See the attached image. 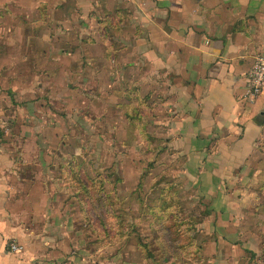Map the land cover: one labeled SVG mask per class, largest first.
I'll return each instance as SVG.
<instances>
[{
  "label": "crops",
  "instance_id": "0c3cea01",
  "mask_svg": "<svg viewBox=\"0 0 264 264\" xmlns=\"http://www.w3.org/2000/svg\"><path fill=\"white\" fill-rule=\"evenodd\" d=\"M0 27L4 57L35 55L37 42L49 58V42L65 44L62 79H77L56 96L61 107L78 108L62 118L86 126L83 136L98 137L95 126L112 120L111 110L124 120L135 106L151 114L141 121H155L183 158L199 201L189 264H264V93L252 99L245 85L264 54V0H0ZM66 131L56 122L44 133ZM20 155L23 164L0 162V185L12 179L21 187L0 196V264H140L88 255L66 203L77 201L73 183L56 177L64 162L25 165L28 151Z\"/></svg>",
  "mask_w": 264,
  "mask_h": 264
},
{
  "label": "rangeland",
  "instance_id": "374dc122",
  "mask_svg": "<svg viewBox=\"0 0 264 264\" xmlns=\"http://www.w3.org/2000/svg\"><path fill=\"white\" fill-rule=\"evenodd\" d=\"M29 31L27 26L24 47ZM1 47L0 162L23 164V150L29 155L25 165L46 163L49 158L64 162L55 173L73 183L69 193L77 201L67 199L66 203L76 213V236L85 252L97 255L99 261L119 256L140 264H177L173 262L177 259L189 264L188 258L197 257L189 248L188 237L198 238L194 229L202 220L199 201L184 173L183 158L169 149L155 121H141L151 114L135 106L136 116L125 114L124 120L111 110L112 120L93 123L98 137L83 136L86 126L63 119L66 113L73 117L78 108L61 107L64 104L56 96L68 78L71 85L77 79L72 74L62 79L65 44L49 42V58L37 42L31 43L35 55L23 49V56L18 52L12 58L4 57L7 50ZM71 60L74 64L68 65L77 69L80 59ZM58 83L62 86L52 91V85ZM19 107L25 110L21 115L16 112ZM99 116L106 118L102 113ZM152 118L156 120V112ZM56 122L67 129L65 136L45 135ZM48 151L54 155L50 157ZM59 152H64L65 161ZM262 154L264 160V151ZM6 168L1 172L15 177ZM20 189L12 179L6 180L0 185V196L9 198ZM65 189L68 193L67 185Z\"/></svg>",
  "mask_w": 264,
  "mask_h": 264
},
{
  "label": "built area",
  "instance_id": "2783aa9c",
  "mask_svg": "<svg viewBox=\"0 0 264 264\" xmlns=\"http://www.w3.org/2000/svg\"><path fill=\"white\" fill-rule=\"evenodd\" d=\"M245 85L252 99L264 93V54L254 59L252 67L245 75ZM8 248L13 253L19 251L18 245L13 242L8 244Z\"/></svg>",
  "mask_w": 264,
  "mask_h": 264
},
{
  "label": "trees",
  "instance_id": "16d2710c",
  "mask_svg": "<svg viewBox=\"0 0 264 264\" xmlns=\"http://www.w3.org/2000/svg\"><path fill=\"white\" fill-rule=\"evenodd\" d=\"M183 233H184V234H187V233H186V230H184ZM188 240H189V244H188V245H189V248H190V244H191V242H192V238L189 236V237H188Z\"/></svg>",
  "mask_w": 264,
  "mask_h": 264
}]
</instances>
